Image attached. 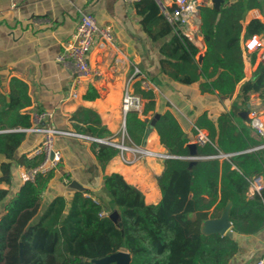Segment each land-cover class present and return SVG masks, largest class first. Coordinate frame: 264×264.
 <instances>
[{
  "label": "trees",
  "instance_id": "16d2710c",
  "mask_svg": "<svg viewBox=\"0 0 264 264\" xmlns=\"http://www.w3.org/2000/svg\"><path fill=\"white\" fill-rule=\"evenodd\" d=\"M249 7L230 3L219 9L200 7L206 51L199 62L198 48L175 30L154 0L147 3L142 15L152 38L172 35L159 49L162 73L187 85L199 82L202 90L216 93L223 103L235 97L241 108L234 107V112L246 107L251 93L264 97L262 66L252 79L243 81L241 21ZM259 32H264V25L252 20L247 34ZM137 93L148 100L145 114L155 110L152 91L141 89L138 83ZM97 97V91L89 85L84 99ZM27 102L26 98V102L18 103L13 97L0 111V154L9 160L0 164V184L12 183L17 166L32 169L41 161L19 154L26 136L22 129L32 126L31 115L20 112ZM94 122L96 126L85 130L91 136L111 135L99 118ZM125 124L130 140L141 146L147 123L131 111ZM196 126L208 130L212 143L189 145L171 112L157 121L161 144L174 156L165 159L157 204L148 203L145 194L120 173H106L108 164L120 151L112 145L93 142L92 150L104 172L102 189L111 198L113 210L120 209L117 223L109 217L100 218L98 214L106 206L82 192H76L70 202L56 197L42 210V195L55 171L37 174L12 194L0 188V264H95L92 260L119 251L131 255V264H228L239 253V237L254 236L264 228V188L252 198L247 195L250 179L258 174L264 176V149H257L263 138L253 127L239 126L233 112L225 111L216 119L204 113ZM220 153L232 156L221 160L216 157ZM229 204L233 234L213 235L211 242L203 245L201 212L213 207L224 211ZM162 210L172 215L197 214L188 226L185 244L179 245L178 232Z\"/></svg>",
  "mask_w": 264,
  "mask_h": 264
},
{
  "label": "crops",
  "instance_id": "0c3cea01",
  "mask_svg": "<svg viewBox=\"0 0 264 264\" xmlns=\"http://www.w3.org/2000/svg\"><path fill=\"white\" fill-rule=\"evenodd\" d=\"M150 1L153 0H141L133 4L124 0H0V111L10 104L13 97L18 103L26 102L27 98L28 102L20 109L22 113L32 116L37 111L52 112V126L89 137L93 136L85 131L86 128L96 126L94 119L99 118L101 125L106 126L111 134L103 139L116 142L121 140L118 132L126 120L122 112L125 87L130 82L131 90L137 93L140 81L131 78L138 69L156 86L152 91L155 110L138 114L141 120L147 123V129L156 113L162 116L171 112L188 137V144L196 145V122L204 113L216 119L225 111L233 112L239 126L250 127L242 112L248 109L250 98L264 99L259 93H251L246 107L234 112V107L241 108L235 97L223 103L216 93L202 90L199 82L187 85L162 73L159 49L172 35L157 40L152 38L142 15V10ZM173 1L163 0L169 8L172 7ZM195 1L199 7H213L212 0ZM224 3L251 6L241 21L240 40L243 81L250 80L260 65L256 54H247L244 50V41L252 35L247 34V26L252 20H260L264 25V0H223L221 5ZM86 12L95 16L99 28L111 30L114 45L118 50L114 53L101 52L96 48L99 36L94 38L90 58L102 71V76L85 82L80 88L79 98L71 99V74L57 58L63 51L64 43L74 33L82 13ZM194 46L198 48L197 59L201 62L206 51L204 37H199ZM89 85L97 91V98L84 99ZM87 120H90V123H86ZM202 129L208 132L207 129ZM25 132L19 154L25 153L30 157L31 151L40 143L41 136L35 132ZM92 144L90 139L67 136L56 140V146L61 150L63 158L49 187L42 195V210L56 197H64L70 202L76 192H82L85 197L103 203L106 206L104 210L108 213L113 209L111 198L102 189L104 172L95 157ZM141 146L154 152L167 153L156 127L149 135H145ZM8 161L5 155L0 154V164ZM19 166L14 169L12 183L0 184V188L9 190L10 194L23 184L16 173ZM164 170L165 159L158 156H150L134 164H125L119 154L110 161L105 172L120 173L128 183L145 194L148 203L157 204L161 199L159 178ZM115 210L120 213L118 207ZM223 212L217 207L201 212L200 234L203 245L207 246L213 237V234L202 231L203 223L221 218ZM162 213L176 228L179 245L185 244L189 238L188 226L197 219V214L190 212L172 215L164 210ZM239 238V253L228 264H255L263 260L264 228L254 236Z\"/></svg>",
  "mask_w": 264,
  "mask_h": 264
},
{
  "label": "built area",
  "instance_id": "2783aa9c",
  "mask_svg": "<svg viewBox=\"0 0 264 264\" xmlns=\"http://www.w3.org/2000/svg\"><path fill=\"white\" fill-rule=\"evenodd\" d=\"M133 4L141 0H124ZM167 21L174 26L175 30L185 36L193 44L201 36V18L200 7L195 0H174L172 7L169 8L164 4L163 0H156ZM99 36L96 48L101 52L114 53L118 49L114 45V36L109 28H99L96 18L92 13H82L77 27L71 38L64 43L63 51L57 60L71 74L72 84L69 90V98L78 99L80 96V88L82 85L95 78L102 76V71L96 67L90 58V53L94 46V38ZM244 50L247 54H256L257 62L263 67L264 74V32L252 34L244 41ZM139 80L140 87L146 91H154L155 84L141 74L136 69L131 80ZM146 99L139 93L131 90L130 82L125 87V94L122 99V112L124 120L128 112L134 111L143 114ZM249 123L263 138V143L257 147L264 149V99L250 98L249 101ZM53 113L49 111H37L31 116L32 126L24 131L35 132L41 136L40 143L31 151L30 157L40 158L37 167L26 169L23 166L17 168L16 173L19 180L24 184L33 181L37 174H48L58 169L62 162V152L56 146V140L61 136L74 137L79 139H90L100 144L112 145L120 151V157L125 164H134L135 162L146 159L150 156H158L166 159L172 157L170 154L154 152L150 149L134 144L127 133L125 121L121 128V140L113 142L103 138L89 137L78 134L72 130H65L51 125ZM129 141V143L127 142ZM198 146H205L212 143L209 133L200 128L195 127V141ZM232 154L220 153L216 157L221 160L229 159ZM264 188V176L258 174L250 179L247 195L252 198L256 194H260ZM95 202L99 203L97 200ZM100 218L109 217V213L105 210L99 212ZM255 264H263V260Z\"/></svg>",
  "mask_w": 264,
  "mask_h": 264
},
{
  "label": "water",
  "instance_id": "95a60500",
  "mask_svg": "<svg viewBox=\"0 0 264 264\" xmlns=\"http://www.w3.org/2000/svg\"><path fill=\"white\" fill-rule=\"evenodd\" d=\"M212 1H213V7L219 9L223 0H212ZM248 114H249L248 109L242 112V116L244 117V119L250 121ZM160 117H161L160 113H156L154 115V117L152 118L149 124L146 135H149V133L152 132ZM229 211H230V204L224 210L221 218L205 221L203 223L202 231L213 235L233 234L232 222L230 220ZM109 218L113 222L117 223L119 220L118 212L116 210L112 211L111 213H109ZM131 260L132 257L128 252L119 251L109 256L92 260V262L95 264H131Z\"/></svg>",
  "mask_w": 264,
  "mask_h": 264
},
{
  "label": "rangeland",
  "instance_id": "374dc122",
  "mask_svg": "<svg viewBox=\"0 0 264 264\" xmlns=\"http://www.w3.org/2000/svg\"><path fill=\"white\" fill-rule=\"evenodd\" d=\"M118 137L121 139V130L118 132ZM105 140H108V139H105ZM112 211H114L113 209H111L110 211H109V213H111ZM107 212V211H106ZM182 232V231H181ZM183 234L181 233V235L180 236H182Z\"/></svg>",
  "mask_w": 264,
  "mask_h": 264
}]
</instances>
